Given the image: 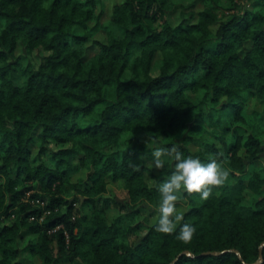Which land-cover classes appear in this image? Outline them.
I'll return each instance as SVG.
<instances>
[{"label":"trees","instance_id":"trees-1","mask_svg":"<svg viewBox=\"0 0 264 264\" xmlns=\"http://www.w3.org/2000/svg\"><path fill=\"white\" fill-rule=\"evenodd\" d=\"M103 2L0 0V264H264V0H121L102 23ZM158 146L229 172L178 194L172 234L149 218L175 161L132 164Z\"/></svg>","mask_w":264,"mask_h":264},{"label":"clouds","instance_id":"clouds-1","mask_svg":"<svg viewBox=\"0 0 264 264\" xmlns=\"http://www.w3.org/2000/svg\"><path fill=\"white\" fill-rule=\"evenodd\" d=\"M151 155L153 166L156 169L164 167L162 157L167 156L175 161L170 177L157 185L161 199L157 209L158 220L154 225L156 231L172 234L176 231L177 224L183 220V216L177 214L178 194L182 191L188 194L198 193L201 199L207 200L212 193V187L222 186L227 180L229 172L216 159L203 164L199 158L192 156L184 158L175 146L171 148L155 147ZM135 167L139 170L138 165ZM195 231V226L183 223L179 227L177 239L187 243Z\"/></svg>","mask_w":264,"mask_h":264},{"label":"rangeland","instance_id":"rangeland-1","mask_svg":"<svg viewBox=\"0 0 264 264\" xmlns=\"http://www.w3.org/2000/svg\"><path fill=\"white\" fill-rule=\"evenodd\" d=\"M121 0H104L103 2V13L101 16V22L105 23L109 18H110V14H111V8L113 6V4L115 3H119ZM101 4L97 5V10H100L101 8ZM196 8H199V5L197 4ZM178 12V11H177ZM178 13H176L175 15H173L171 17V22L173 24H176L178 22ZM94 39H98L100 41H105L106 40V34L103 31H98L94 37ZM88 46V50L86 51V56H90L94 53V51L96 50L95 47H89V44H87ZM248 103L249 105L255 107L258 110L262 109V105L252 96L249 97L248 99ZM140 137L144 140L145 135L140 133ZM132 164L133 165H138V164H145L149 167H152V169L157 172L158 169H156L153 166V157L147 153V154H143L141 157H137L135 159L132 160ZM258 164L260 167H262L263 165V161L260 160L258 161ZM84 170H80L79 172H76V174L72 175L71 180H76L78 177H81L84 175ZM105 181H106V193L105 195H109L111 197H115L118 198L119 200H124V198L126 197V191L124 188V181L122 179H118V180H113L109 175L105 176ZM185 206L183 202H178L177 203V214H182L184 212ZM116 213V211L114 209H108L106 211V217L107 219L110 221L113 217L114 214ZM158 214H154L153 216H151L149 218V222H155V220L157 219ZM40 260L37 259L36 257L32 258V260L28 261L26 264H39Z\"/></svg>","mask_w":264,"mask_h":264},{"label":"water","instance_id":"water-1","mask_svg":"<svg viewBox=\"0 0 264 264\" xmlns=\"http://www.w3.org/2000/svg\"><path fill=\"white\" fill-rule=\"evenodd\" d=\"M233 251H235V252H236V250H233ZM211 253H213V252H211Z\"/></svg>","mask_w":264,"mask_h":264}]
</instances>
